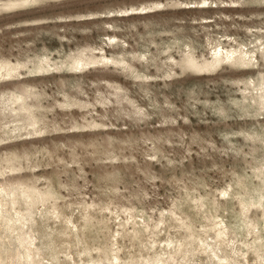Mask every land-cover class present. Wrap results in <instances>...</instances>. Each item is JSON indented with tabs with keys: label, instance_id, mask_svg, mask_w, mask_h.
I'll return each mask as SVG.
<instances>
[{
	"label": "rangeland",
	"instance_id": "1",
	"mask_svg": "<svg viewBox=\"0 0 264 264\" xmlns=\"http://www.w3.org/2000/svg\"><path fill=\"white\" fill-rule=\"evenodd\" d=\"M259 30L264 0H0V264H264L259 67L182 68Z\"/></svg>",
	"mask_w": 264,
	"mask_h": 264
},
{
	"label": "bare ground",
	"instance_id": "2",
	"mask_svg": "<svg viewBox=\"0 0 264 264\" xmlns=\"http://www.w3.org/2000/svg\"><path fill=\"white\" fill-rule=\"evenodd\" d=\"M252 1L253 2H262L263 0H252ZM204 2H206V0H204ZM213 8H215V7H213ZM235 8L240 10V11H242V9H239L238 7H235ZM133 9L134 8H132V10ZM261 9H263V8L251 7V8H249V13L250 12L251 13H256V15H258L261 12ZM126 11H124V12H126ZM241 15H243V13ZM232 20H234V19H232ZM227 34L228 35H226L227 36L226 38L219 39V41L217 42L216 47L213 48V52H210L212 54L210 59H207V58H209V57H207V58H204L203 61H202V59H201V61L200 60L198 61V58H197L198 56H196V53H194V51H189L187 53V55L185 56V58H184V61H183V64H182V68H184V70H185V68H193V69H195L197 71H202V70H213V69H216L219 66H226V65H232V64L240 65V66H243V67H246V68L247 67H256L257 66V67H259L258 70L260 71L258 73V78L257 77H255L256 79L252 78L253 80H250V83L247 84V87L245 89H243L244 92H249V94H250L249 96L246 95V94L244 95L245 99L249 100L248 104L245 102L247 104L245 106L249 105V107H253L254 104H256V103L253 104L252 100L257 102V100H255V99L259 98L258 100L261 99L259 104L264 107V68H263V66H264V34H262L261 31L257 32V33H253L254 34V38L250 37L249 43L243 42V40L240 41V40H238L237 37L233 38L231 33L230 34L227 33ZM230 35H231V37H230ZM181 44H183V43H181ZM144 54H145V52L143 53V55ZM46 57H48V56H46ZM50 59H51V57H50ZM50 59L49 58L40 59L39 63L34 65L33 67H31L30 70L31 71L44 70V69H49V68H52V67L54 68L56 66L61 67V68L62 67H65V68L69 67V68H72V69H81L84 66H87L89 64L98 63V61H96V60H87L84 56H81V55L77 56V57H73L71 60H69V62L67 61V62L58 63V62L55 61L54 63H52V61ZM113 62H116V63H118L120 65L121 64H126V60L124 58L114 59ZM1 68H2V65L0 66V69ZM70 104L72 105L73 102L72 101H70V102L66 101V105H70ZM253 109H254V107H253ZM249 110H251V109L249 108ZM258 113H261V112H258ZM252 136H253V134H252ZM263 171L264 170H262V173H263ZM263 179H264V175H263ZM50 195H51V193H50ZM224 196H229V198H230L231 197V193L229 191H225L224 192ZM247 201H248L247 198H245V200H243L242 203H244L246 205ZM255 202L257 204L263 205V208H264V193H259V195L255 198ZM205 204H208V203L206 202ZM230 223H231L230 221H226V220L223 219L220 223L217 224L218 227H219V229L217 231H218V235L220 237H223V235L225 234V228L226 227H229V226L231 227L232 226V225H230ZM232 223H233L234 227H236V229H246L248 227V222L245 219L237 220V221L232 222ZM217 225H215V226L217 227ZM260 230H262V229L260 228ZM261 239H262L261 240L262 245H264V236H262ZM26 240H27L28 249H31V245L33 244V238H31L29 236V237H27ZM11 255H12V253H11ZM33 256H34L33 253H31L29 251V254L27 255V261L32 260L34 258ZM7 258H9V257H7ZM22 259L23 258L19 255V253L14 255V256H11V264H22V262H23ZM118 259H119L118 257H114V260H112V261H115L116 264H122V263L118 262ZM33 261H34V259H33ZM6 262L7 261H5V263Z\"/></svg>",
	"mask_w": 264,
	"mask_h": 264
}]
</instances>
